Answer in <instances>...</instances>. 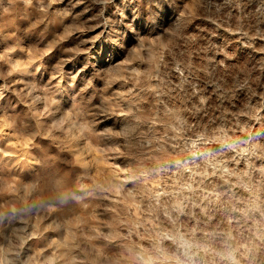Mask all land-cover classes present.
<instances>
[{"label": "clouds", "instance_id": "obj_1", "mask_svg": "<svg viewBox=\"0 0 264 264\" xmlns=\"http://www.w3.org/2000/svg\"><path fill=\"white\" fill-rule=\"evenodd\" d=\"M0 264H264V0H0Z\"/></svg>", "mask_w": 264, "mask_h": 264}, {"label": "rangeland", "instance_id": "obj_2", "mask_svg": "<svg viewBox=\"0 0 264 264\" xmlns=\"http://www.w3.org/2000/svg\"><path fill=\"white\" fill-rule=\"evenodd\" d=\"M103 48V51L101 52L100 49ZM113 54V50L108 45H98L96 52H95V59L92 61L93 64H101L103 65L106 60L109 58L110 55ZM55 56H52L48 59V63L51 64L52 61L55 59ZM86 58L81 57L80 60H78L75 64L69 65L68 71L75 72L80 67H82L86 63ZM91 67H89L88 70H86L84 73L81 74V81L83 79H86L91 74Z\"/></svg>", "mask_w": 264, "mask_h": 264}]
</instances>
